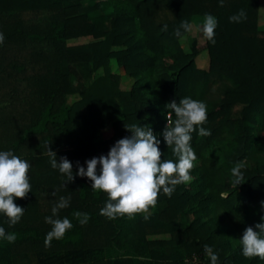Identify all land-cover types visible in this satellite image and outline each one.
<instances>
[{
  "label": "trees",
  "instance_id": "trees-1",
  "mask_svg": "<svg viewBox=\"0 0 264 264\" xmlns=\"http://www.w3.org/2000/svg\"><path fill=\"white\" fill-rule=\"evenodd\" d=\"M82 0H0V151H12L31 168V185L20 221L10 226L1 213L5 233H14L11 253H32L37 264H186L174 249L182 247L197 264H264L242 255L240 238L247 227L262 223L264 208V28H257L259 0H112L109 28L102 29ZM241 10L246 18L230 22ZM211 14L218 21L215 43L204 38L207 61L194 63L201 52L194 36L184 51L174 34L181 21ZM167 25V30H163ZM182 33L183 30L181 29ZM187 33H183L186 35ZM81 41L75 43V41ZM83 40V42H82ZM113 58L132 78L127 90L109 67ZM90 64L102 73L81 84L78 66ZM76 77V84L71 77ZM78 98L68 103L67 96ZM190 97L206 104L207 119L192 132L197 159L190 181L163 191L147 214H100L108 196L92 182L76 176L79 165L106 156L131 133L125 126H150L160 141L161 160L177 157L163 138L166 105ZM176 117L173 114V126ZM111 125L107 139L95 140ZM199 127L210 131L198 135ZM73 165L74 181L51 167L46 145ZM239 162L243 181L236 188L231 169ZM66 182V183H65ZM55 192L53 196L52 193ZM60 197L69 206L54 219L67 217L73 227L45 245L51 225L45 222ZM87 214L81 224L75 213ZM229 217L231 234L218 224ZM2 238H0L1 240ZM111 248L118 254L93 257Z\"/></svg>",
  "mask_w": 264,
  "mask_h": 264
},
{
  "label": "clouds",
  "instance_id": "clouds-1",
  "mask_svg": "<svg viewBox=\"0 0 264 264\" xmlns=\"http://www.w3.org/2000/svg\"><path fill=\"white\" fill-rule=\"evenodd\" d=\"M223 6V0H220ZM246 18L241 10L237 15L229 17L230 22H240ZM218 26L217 19L211 14L203 17L199 31L203 33L206 40L215 43V29ZM193 25L188 21H181L175 30V35L182 38L183 33L191 32ZM183 30V33L181 31ZM163 30H167V25ZM4 41L3 33H0V44ZM168 109L167 125L163 131V138L177 157L174 162L171 159L161 160L163 153L160 151V141L153 134L150 126L141 127L140 125L125 126L131 133L130 137L118 140L106 156L92 158L86 161L87 168L79 165L76 176L87 177L91 182L93 190H99L107 194L108 200L101 209L100 214L115 219L117 216L145 212L149 206H154L157 202L158 194L163 191L165 195L171 196L175 186L190 181V170L194 167L193 162L197 159L191 146L192 135L196 127L202 125L207 119L206 104L201 101L193 100L190 97L180 99L179 104L175 101L166 105ZM175 115L174 121L172 116ZM210 131L199 127L198 135L209 136ZM46 145L47 155L50 158L51 167L58 169L66 177V182L74 181L73 165L66 158L61 157L59 162L57 155ZM99 165V174L97 168ZM244 167L242 162L237 163L231 173L234 177L235 188L243 184V174L241 169ZM31 168L27 160H23L13 154L12 151H0V213L7 218L10 226L15 225L24 214V208L14 203L15 199H24L31 192L28 172ZM65 182V183H66ZM55 195V192L52 193ZM70 197H60L59 201L52 208V216L46 217L45 222L51 225V230L46 234L45 245H50L53 239H60L67 230L73 227L71 221L65 217L57 216L60 209L69 206ZM264 208V201L261 202ZM80 219V223H87V214L75 213ZM264 221V217H261ZM247 227L242 237L239 239L242 246V255L245 258H260L264 260V222ZM0 238L9 243H14L16 235L5 233V229L0 227ZM203 251L210 259L211 264H217L218 256L213 249L204 245ZM187 264V262H186Z\"/></svg>",
  "mask_w": 264,
  "mask_h": 264
},
{
  "label": "rangeland",
  "instance_id": "rangeland-1",
  "mask_svg": "<svg viewBox=\"0 0 264 264\" xmlns=\"http://www.w3.org/2000/svg\"><path fill=\"white\" fill-rule=\"evenodd\" d=\"M96 0H82L80 4L83 7L90 8L92 4H94ZM97 4L96 8L89 9L88 13L93 18L98 20V25L102 29L109 28V21L107 18V14L112 10L114 2L112 0H97L95 3ZM204 15H193L191 17V24L193 25L191 32L188 34L183 35L182 38H179L180 46L184 51H188V36H194L197 40L198 47H202L204 36L199 28L202 24ZM257 28L263 29L264 28V0L258 1L257 6ZM81 41L76 40L75 43H79ZM83 42V40H82ZM207 55L206 51L201 48V52L195 57L194 63L197 67H202L206 64ZM109 67L110 70L118 75V86L122 90L129 89L132 78L129 77L123 70V68L117 64V62L113 59H109ZM80 75H81V84L87 85L93 78L100 75L102 73V69L99 68H92L90 64H83L78 66ZM71 81L76 84V77H71ZM78 98L77 93L69 94L67 96V102L70 103ZM112 134L111 125L108 124L106 127L98 130L95 134V140H104L107 139ZM82 167L87 168L86 163L81 165ZM97 173L99 174V165L97 168ZM151 210H147L142 212L143 214L149 213ZM1 214V213H0ZM233 226H235V222L231 220V218L226 217L222 222L218 224V231L221 233L222 236L225 234H231ZM0 227H4L2 219L0 217ZM233 234V233H232ZM176 254H180L184 262L187 264H197L198 260L195 255L192 257H188L185 254V250L182 247H177L174 249ZM118 254L115 250L111 248H105L101 251L94 253L93 257H107L111 255ZM0 264H37L36 258L32 253H18L14 254L9 251L7 241L5 239L0 240Z\"/></svg>",
  "mask_w": 264,
  "mask_h": 264
}]
</instances>
